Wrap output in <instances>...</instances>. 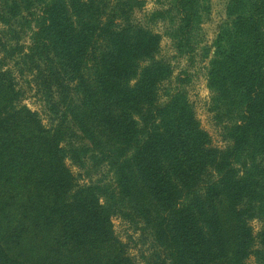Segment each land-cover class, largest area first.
I'll return each mask as SVG.
<instances>
[{"label": "trees", "instance_id": "obj_1", "mask_svg": "<svg viewBox=\"0 0 264 264\" xmlns=\"http://www.w3.org/2000/svg\"><path fill=\"white\" fill-rule=\"evenodd\" d=\"M160 4L138 18L143 0H0V264H138L112 184L153 239L143 264H264V0H232L212 49L207 0ZM159 25L188 66L208 60L223 148ZM27 76L48 123L25 103ZM70 117L84 144L67 139ZM90 160L113 182L81 183L72 166Z\"/></svg>", "mask_w": 264, "mask_h": 264}, {"label": "rangeland", "instance_id": "obj_2", "mask_svg": "<svg viewBox=\"0 0 264 264\" xmlns=\"http://www.w3.org/2000/svg\"><path fill=\"white\" fill-rule=\"evenodd\" d=\"M145 6L141 11H137V17L143 18V15L154 11L161 7L160 0H143ZM232 0H207L209 7V15L202 23V46L212 49L214 42L220 33L221 28L231 23V19L228 16V7ZM155 31L163 35L162 39V52L161 55L168 60L174 70V79L184 76V71H187L190 76V81L185 85L188 91V96L193 104V107L197 113L198 118L201 121L202 127L211 135L213 144L217 147L223 148L226 142L223 139V135L219 126L212 119V115L209 112L210 91L207 88L206 81V66L208 60H202V50L199 52L195 64L188 66L187 59L179 57L174 51L171 40L164 33L161 25L156 26ZM200 49V48H199ZM2 54H0L1 56ZM19 82L22 87L26 89L27 96L25 103L33 110H37L43 116L45 123L47 120V107L45 102L41 99V94H38L36 89L32 86V77L27 76L24 78L19 77ZM60 112L67 114L65 108L61 104ZM67 120L65 128L67 129V139L75 144H84L83 135L76 129V123L72 117ZM67 119V118H66ZM70 164V163H69ZM72 166V165H70ZM73 173L80 179L81 183H88L90 179L94 182L102 181L106 183H112V174L108 171L105 165H99V167H93L92 161L87 162V166L84 169H79L72 166ZM112 181V182H111ZM115 185H118L114 181ZM114 188L116 202L120 205L125 212L127 211V218L115 217L114 226L115 231L119 238L128 245L129 253L135 258L138 264H143V255L151 249L153 239L150 234L143 230H137L135 225L132 224L131 219L136 215L131 212V206L126 204L127 199H121V195L118 193V189L112 184ZM127 206V208H126ZM137 221V220H135ZM140 221V220H139ZM142 225L140 224L139 229ZM253 227L257 231L260 228L258 222H253ZM248 264H255L254 260H250Z\"/></svg>", "mask_w": 264, "mask_h": 264}]
</instances>
